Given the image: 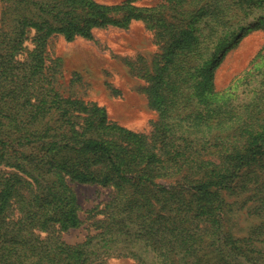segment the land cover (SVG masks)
<instances>
[{
  "label": "trees",
  "instance_id": "1",
  "mask_svg": "<svg viewBox=\"0 0 264 264\" xmlns=\"http://www.w3.org/2000/svg\"><path fill=\"white\" fill-rule=\"evenodd\" d=\"M14 3L16 37L0 54V264H108L103 256L116 253L145 264L129 246L99 251L93 239H129L154 253L157 264H264V217L248 237H235L218 199L241 178L258 183L264 170L257 163L264 161V86L239 103L232 88L213 91L206 78L249 26L264 27L241 23L250 16L263 23L264 0H165L172 17H144L147 10L128 2ZM112 10H124L122 20L112 19ZM132 19L144 20L162 43L159 66L142 75L160 115L149 134L109 120L96 103L60 95L43 56L53 34L91 39L93 28ZM28 27L36 46L12 64ZM15 146L21 148L12 152ZM156 172L181 175L182 189L157 184ZM73 183L112 188V199L96 212L97 234L76 245L40 238L82 225ZM258 188L264 216V184Z\"/></svg>",
  "mask_w": 264,
  "mask_h": 264
},
{
  "label": "rangeland",
  "instance_id": "2",
  "mask_svg": "<svg viewBox=\"0 0 264 264\" xmlns=\"http://www.w3.org/2000/svg\"><path fill=\"white\" fill-rule=\"evenodd\" d=\"M15 1L17 0H0V54L5 53L3 47L6 43L16 37L10 21L15 17ZM94 1L109 6L128 2L131 6L147 10L143 11L144 17L151 13L157 17L162 15L172 17L171 9L163 6L165 0ZM30 8L33 11V7ZM150 8H153L154 12H151ZM123 13L124 10H112V19L122 20ZM39 15L48 18L44 12ZM241 23L245 26H249L250 23L264 25L256 16H250ZM252 26L253 24L246 29L236 46L224 52L222 60L210 74L211 77L206 76L208 81H213V91L232 88V94L239 103H247L255 96L254 88L264 86V27L251 30ZM26 30L21 48L14 55L12 64L27 60L36 46L33 40L35 30L29 27ZM159 42L156 40L155 31L149 29L142 19H132L127 26L109 25L93 28L91 39L77 37L68 42L63 35L53 34L44 46L45 66L49 65L52 69L51 71L47 68L46 72L49 74L54 72L52 86L63 97L96 103L106 109L109 120L135 132L149 134L153 122L160 115L149 104L144 92L148 83L142 75L147 68L152 73L156 66H159L157 55L161 53L162 45ZM10 142H14V139ZM17 148L21 147L15 146L11 151H19ZM257 163L262 164L264 161L260 160ZM5 170L14 171L8 167H5ZM260 175L264 177V170L260 171ZM261 177L257 179L258 183L252 184H247L241 178L235 189H223L218 192V199L224 210L225 228L235 237H248L263 221L264 216L257 210L261 208L259 200L261 188L258 187L264 184ZM180 179L181 175L173 178L158 177L157 172L155 176L157 184L174 186L176 190L182 189L179 186ZM71 187L80 207L82 225L55 234L56 239L47 238L46 233H38L40 238L46 237L45 240L76 245L97 234L94 223L102 218V215L96 212L103 209L112 199V188L79 183H73ZM262 191L263 194L264 188ZM116 240L105 244L99 239H93V243H99L97 244L99 251L104 249L103 246L118 247L123 251L129 246L131 252L134 251L145 264H157L154 263L155 254L148 252V248L129 239L126 242L123 239ZM103 257L108 264H134L132 258L119 256L117 253L106 254Z\"/></svg>",
  "mask_w": 264,
  "mask_h": 264
}]
</instances>
